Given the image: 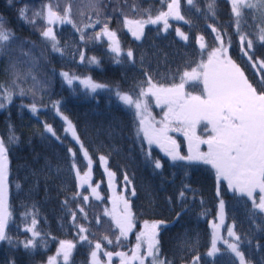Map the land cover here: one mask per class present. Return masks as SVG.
Listing matches in <instances>:
<instances>
[{
  "label": "trees",
  "instance_id": "obj_1",
  "mask_svg": "<svg viewBox=\"0 0 264 264\" xmlns=\"http://www.w3.org/2000/svg\"><path fill=\"white\" fill-rule=\"evenodd\" d=\"M209 3H213L212 12L209 11ZM45 4H51L61 14L65 9H70L71 19L77 27L88 24L90 17L95 20L99 14L100 19L117 32L122 49L119 59L122 63H115V53L109 51L106 38L102 42H95V33L102 27L100 24L85 30L86 44L71 24L52 25L60 46L65 48V54L61 56L53 52L50 42L40 35L45 26L44 21L37 20L36 25H31L19 18L20 8L27 6L28 16L31 17L35 10L42 9ZM161 7L160 0H12L11 4L9 0H0V18L3 19L4 27L16 37L6 53L0 55V83L11 84L15 74L19 73V83L26 92L24 96L14 95L12 103L0 109V137L7 141L11 125L19 138L17 143L9 145V205L12 220L7 231L14 243L30 238L31 234L23 230V214L26 208L31 211L35 206L37 230L48 244L45 248L38 237L37 248L26 251L23 246L13 247L7 241L0 242V264H11L12 261L15 264H46L48 257L56 254L61 240L76 244L69 264H91L90 253L96 242L113 253L129 252L135 246L136 232L145 220L166 222L159 235L161 255L173 264H191L197 255L200 264H233V261L239 264V260L222 241V236L226 235V229L231 225L236 237H239L234 241L244 254L246 264H264V213L254 211L252 202L246 196L230 191L225 181L218 183L210 165L173 162L153 145L152 161L159 159L162 164L161 169H155L154 163L146 160V151L142 152V144L137 140L135 126L138 121L134 113L117 100L114 91H110L116 88L124 92L132 90L137 82L146 79L145 72L165 86L179 83L185 71L207 62L209 52L219 46L209 24L222 35L228 33L224 40L227 44L231 38L229 56L254 86L264 90V86L259 84L261 78L256 75L257 70L252 68L248 57L241 52L229 0H193L192 5L187 0H181L184 20L176 23L169 20L167 31L162 23L146 24L140 39L133 37L123 24L125 17L146 19L149 12L154 17ZM163 10L167 11L166 4ZM243 12L245 22L241 27L248 38L256 43L255 56L264 57V45L259 43L256 35L259 27L264 26V15L253 9H243ZM177 28L188 36V40L177 35ZM200 36L204 37V51L197 43ZM22 42L23 51L20 47ZM129 49L133 51L135 63L127 58ZM29 50L31 57L24 55ZM81 50L86 57H96L99 65L81 63ZM32 59H35L36 66L32 68V75H29ZM13 64L15 69L11 67ZM61 72L80 78L90 77L94 82L108 85V88L88 93L76 80L70 87L60 75ZM202 90L200 82L190 81L186 84V91L192 94H200ZM56 101L60 102V112L73 123L93 158L91 183L93 187L100 183L98 191L102 199H95L88 185H84L79 191L89 196L87 205L82 196L72 199L77 192V179L68 148L72 147L77 154L80 172L85 169L86 162L80 152V145L70 134L65 135L64 121L53 106ZM149 101L151 117L156 121L162 120L166 109L157 107L151 97ZM33 102L38 108L36 115L27 107ZM45 122L53 126L58 136L65 137L63 143L44 132ZM197 134L204 138L207 136L203 124L197 127ZM168 135L175 139L180 154L187 156L188 142L184 135L181 132H170ZM140 140H143L142 136ZM143 147L145 150L148 148L146 143ZM200 150L205 152L207 148L200 145ZM101 155L107 157L108 168L116 175L114 187H119L127 174L136 191V195L131 197V204L137 226L122 241V246L116 244L118 233L110 217L104 215L105 209L108 210V189L99 163ZM185 185H188L184 189L186 198L181 203L178 194ZM66 198L71 210L77 211V223L89 229L84 235L92 240L91 246L79 241V229L73 227L71 214L64 206ZM221 200L224 201L223 230L217 241L216 255L209 257L207 253L211 249L213 233L210 224L217 219ZM78 203L85 208L87 220L79 213ZM177 213H180L179 217ZM201 213L206 215L201 216ZM97 217L101 221L99 224ZM26 223L31 224V217L27 218ZM105 237L111 239L112 244H107ZM185 240L193 243L185 244ZM98 257L101 261L106 260L102 252L98 253ZM60 264H63L62 258ZM113 264H119L115 255Z\"/></svg>",
  "mask_w": 264,
  "mask_h": 264
},
{
  "label": "snow or ice",
  "instance_id": "obj_2",
  "mask_svg": "<svg viewBox=\"0 0 264 264\" xmlns=\"http://www.w3.org/2000/svg\"><path fill=\"white\" fill-rule=\"evenodd\" d=\"M161 10L154 17L149 14L147 18L129 19L124 18L123 24L136 39H140L146 24H163L165 31L169 28V18L175 20H184L181 15V0H160ZM214 2V0H213ZM12 0H9V4ZM189 5L193 4V0H187ZM231 11L235 17L236 32L239 37L241 52L248 57V62L253 69H256V75L260 76L259 84L264 86V57H256L254 49L256 43L253 39L248 38V34L242 29L244 23L243 9H253L255 12L264 15V0H229ZM166 4L167 11L163 10V5ZM209 11L212 12L213 3L208 5ZM28 7L24 6L19 9V18L25 23L36 25L37 20L44 21V27L40 32L41 37L50 42L53 52L65 54V48L60 46L57 35L54 32L52 25L71 24L72 27L80 34L81 41L86 40L85 30L87 28H95L96 25H102L101 30L95 33V42H102L107 39L109 42V51L115 53L114 61L119 64L122 60L119 57L122 54V49L119 44L117 32L109 28L108 23H104L99 14L95 20L89 18L90 22L83 27H77L70 16V9H65L63 14L54 10L51 4H45L42 9L35 10L31 17L28 16ZM214 15V13H213ZM110 20V18H108ZM187 22V21H185ZM212 33L215 34V41L218 42V47H214L208 54L207 62H202L197 67H193L191 71H185L179 78V83H172L165 86L162 83L154 80L153 76L145 72L146 79L137 82L133 89L124 92L119 88L114 90L117 100L129 111L134 113L138 124L135 126L137 140L142 144V152L146 151V160L152 161L151 148L153 145L158 146L166 156L173 162L187 161L189 163H203L210 165L214 170L216 179L223 180L227 183L228 189L241 196H246L252 202V209L264 213V90L254 86L253 83L245 76V72L239 67L229 56V46L231 38L229 37L227 44L223 35L216 27L209 24ZM177 35L183 40H188V36L184 35L179 28L176 29ZM259 43L264 45V26L259 27L256 34ZM16 39L14 33L10 29L4 27L3 19L0 18V55H4L6 50L11 47L12 42ZM87 39H92L88 37ZM204 37L197 38V43L200 44L201 50H206L203 43ZM23 51V42L21 43ZM24 55L31 57V51L24 52ZM75 55V53H73ZM129 61L135 63L134 54L131 49L126 53ZM80 62L99 65L96 57H86L83 50L79 51ZM32 67L29 69V75H32V68L36 66L35 59L31 61ZM15 69V65H11ZM60 75L64 81L71 87L74 80H79L84 89L88 93H96L97 90L108 88V85L94 82L90 77L80 78L70 75L68 72H61ZM35 81V76H32ZM19 73H16L11 84L5 85L0 83V109H4L7 104L12 103L13 96H24L26 92L19 83ZM190 81L202 83L203 90L200 94H192L186 91V84ZM138 89V92L136 91ZM18 90V91H17ZM149 97L154 100L155 105L164 111L163 119L156 121L151 117L149 111ZM59 101L54 102L56 114L64 121L65 135L70 134L76 144L80 145V152L84 160L87 162V171L81 175L77 154L72 147L68 148L69 154L73 157L72 170L76 174L77 192L72 199L77 197L83 198L85 205L89 202V196L84 195L79 191L85 184L90 188L95 199H102L98 189L100 183L92 186L91 175L93 170V158L89 155L88 150L81 141L77 130L73 123L60 112ZM24 107V105H22ZM29 110L36 115L38 108L35 102L28 105ZM204 125V131L207 132V137L202 138L197 134V127ZM10 134L7 141L0 137V242L7 241L13 247L23 246L28 251H34L37 248V238L43 242V246L47 248V240L37 230V214L35 206L32 210L26 208L23 217L25 220L24 231L30 233V238L16 241L8 234V227L12 220V211L9 205V145L18 142V137L9 125ZM44 132L55 137L60 143L64 142L65 137L58 136L52 125L44 123ZM170 132H181L188 142V155H181L177 150L175 139L168 135ZM143 137L141 141L140 138ZM146 143L148 148L144 149L143 144ZM200 145H207V151H201ZM100 166L104 169L107 176L108 188L114 192V197L110 201L112 203L111 211L105 209L104 215L109 216L114 226L116 234V244L122 246V241L126 240L129 233H132L136 228V216L132 209L131 197L136 195L135 188L132 187V182L124 175V187L115 193L114 184L116 183V175L108 168L107 157L101 155L99 157ZM155 169H161L162 164L159 159L152 161ZM60 171L59 168L56 169ZM19 187V185H17ZM131 188V195L127 194ZM188 188L185 185L179 191L178 199L181 203L186 198L184 189ZM258 193V197L257 194ZM217 194L219 195V188ZM171 202V201H170ZM64 206L68 209L72 217L74 228H78L77 233L79 241L87 242L90 246L92 240L89 236L84 235L89 229L77 223V211H72L69 207V200L66 198ZM79 213L83 215L85 220L88 219L85 208L77 204ZM220 213L217 217L222 219L224 210V201H220ZM206 213H201V216ZM180 213H177V217ZM31 217V224L26 223L27 218ZM97 224L101 221L96 218ZM166 226V222L162 220L148 221L145 220L140 225V230L136 232V244L129 249V252L117 251L113 253L110 250L102 248L100 242H96L94 249L91 250V264H113V256L119 258V264H173L161 255L159 235L162 227ZM213 229L212 245L207 255L213 257L216 255L217 235L216 229L219 224H210ZM228 236L234 240H238L233 228L228 227ZM55 239V237H52ZM107 244H112V240L105 237ZM185 244H192L193 241L185 240ZM228 250H230L239 260V264H246L245 256L240 251L239 246L235 242L224 241ZM76 244L72 241L61 240L56 254L49 256L46 264H60L62 258L63 264H69L70 257ZM103 253L106 260L101 261L98 253ZM11 264H15L14 261ZM191 264H200V257L194 256ZM235 264V261H233Z\"/></svg>",
  "mask_w": 264,
  "mask_h": 264
},
{
  "label": "rangeland",
  "instance_id": "obj_3",
  "mask_svg": "<svg viewBox=\"0 0 264 264\" xmlns=\"http://www.w3.org/2000/svg\"><path fill=\"white\" fill-rule=\"evenodd\" d=\"M169 20H171L172 22H180L181 20H175V19H172V18H169ZM131 35H132V33L131 32H129ZM133 36V35H132ZM134 37V36H133ZM76 81H78L79 82V80H76ZM199 135V134H198ZM170 136V135H169ZM201 136V135H200ZM202 137V136H201ZM207 136H205V138H206ZM202 138H204V137H202ZM206 146V148H207V145H205ZM158 147V146H157ZM159 148V147H158ZM207 151V150H206ZM205 151V152H206ZM83 156V155H82ZM84 158V157H83ZM86 162V161H85ZM100 163V162H99ZM86 164H87V162H86ZM101 167V166H100ZM102 168V167H101ZM84 171H87V166L85 167V169L84 170H82L81 171V175H83V172ZM102 171H103V175H104V178H105V182H106V187H107V189H108V195H107V199H108V210L109 211H111V209H112V203L110 202L112 199H113V197H114V192L113 191H110L109 190V188H108V181H107V176H106V174H105V171H104V169L102 168ZM85 185H87V184H85ZM114 187V186H113ZM124 187V184L122 183L119 187H114V189H115V193H118L122 188ZM90 189V188H89ZM127 194L130 196L131 195V188H130V190H129V192H127ZM257 195V197H258V193L256 194ZM219 205H220V202L218 203V209H217V214H216V216L218 217L219 216V213H220V207H219ZM216 217V218H217ZM224 220V211H223V217H222V219H216V221L214 222V224H219L220 225V227L219 228H217L216 229V235H217V241H218V238L221 236V232H222V230H223V226H222V221ZM143 224V223H142ZM231 227H232V225H231ZM228 229V228H227ZM226 229V230H227ZM213 230V229H212ZM226 233V235L225 236H222V241H229V242H235L234 241V239L233 238H231V237H229L228 236V232L226 231L225 232ZM136 244V243H135ZM118 258V257H117ZM118 261H119V258H118Z\"/></svg>",
  "mask_w": 264,
  "mask_h": 264
}]
</instances>
